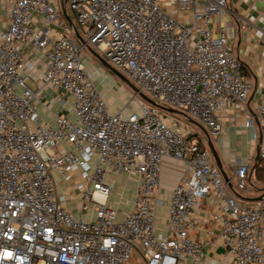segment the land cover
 I'll list each match as a JSON object with an SVG mask.
<instances>
[{
	"label": "built area",
	"instance_id": "2783aa9c",
	"mask_svg": "<svg viewBox=\"0 0 264 264\" xmlns=\"http://www.w3.org/2000/svg\"><path fill=\"white\" fill-rule=\"evenodd\" d=\"M167 1L6 0L8 24L0 33V264H129L132 255L146 264H264V197L246 202L229 187L231 182L250 190L249 163L236 161L232 178L224 180L202 134L160 114L136 92L134 109L126 104L109 112L80 59L81 48L95 49L140 92L196 117L211 136L222 128L223 111L244 107L246 125L258 123L264 161V98L251 113L252 84L224 27L212 35V18L228 11V0ZM62 2L87 37L78 31L85 41L80 48ZM52 101L70 105L50 123L37 107ZM165 157L184 170L164 201ZM119 176L137 180L132 204L122 213L108 204ZM59 179L69 183L61 193ZM68 189L77 193L71 195L75 211L66 206ZM204 198L213 205L221 262L206 260L210 242L191 235ZM163 206L161 231L156 219Z\"/></svg>",
	"mask_w": 264,
	"mask_h": 264
},
{
	"label": "crops",
	"instance_id": "0c3cea01",
	"mask_svg": "<svg viewBox=\"0 0 264 264\" xmlns=\"http://www.w3.org/2000/svg\"><path fill=\"white\" fill-rule=\"evenodd\" d=\"M164 1L168 2L167 0ZM227 3L228 11L216 14L212 18V35L217 36L220 27H224L228 44L241 63V73L244 77L249 79L252 84L247 98V108L254 114L257 104L264 98V0H228ZM7 24L6 0H0V33ZM87 62H90V60ZM89 70L92 74L94 84L111 111L115 112L123 108L122 95L115 92L113 89L109 91L108 88L101 85L102 79L100 75L96 76V74H98L97 68L90 67ZM52 95L53 93L49 92L48 97ZM68 105L70 104L68 103L67 106ZM67 106L62 108L57 101H52L49 105L46 103H39L37 111L45 121L53 123V114L56 112L64 115L67 114ZM134 108L132 107V109ZM220 116L222 124L221 130L215 136L210 135V140L213 143L221 163V170L219 171L223 178L227 177L230 179L232 178L236 161L241 160L249 163L250 190L242 193L238 192L236 189L235 191L238 199H242L246 202H253L252 199L259 196L264 188V185L261 188L257 187L260 181L253 171L255 166L254 158L260 141L258 123L254 120L253 127L247 126L246 110L244 107L238 105L223 111ZM189 128L197 132L195 129ZM252 131L256 134V140L251 139ZM202 136L206 140L203 132L199 139L202 140ZM183 170L184 168L179 161L170 157H165L163 159L160 173V193L164 201L169 198L171 190L177 183ZM123 178L128 181L127 185H124L125 188L127 187V191L129 185V198H127L126 207L122 211L125 212L130 208L135 197L137 180L136 178L119 176L116 178V184L119 179ZM116 187L117 186H115V189L117 190L118 187ZM121 189L123 191V188ZM116 192H113V194L115 195ZM108 204L114 207L112 203L110 204L108 202ZM212 210L213 205L210 204L209 199H202L196 212L197 229L193 231L191 235L199 240H207L210 242L205 247L206 260L209 259L221 262L223 259L221 257L223 249L220 246L217 226L211 219ZM157 214L156 226L158 229H161V231H164L166 227V207H161L157 211ZM211 248H214L216 251L212 252Z\"/></svg>",
	"mask_w": 264,
	"mask_h": 264
},
{
	"label": "rangeland",
	"instance_id": "374dc122",
	"mask_svg": "<svg viewBox=\"0 0 264 264\" xmlns=\"http://www.w3.org/2000/svg\"><path fill=\"white\" fill-rule=\"evenodd\" d=\"M68 15L70 16L72 22L77 26L78 31L81 33L82 37L86 40V35L85 33L82 31V29L80 28V26L77 24L76 18L74 16V13L72 12V10L69 7L68 2H66L64 4ZM56 28H58L59 30H62V28H60L59 26H56ZM64 34L66 33V36H68L69 38H72V35L66 31H63ZM74 44H76L79 48L82 46V43H80L79 41H75ZM96 52V51H95ZM97 54H99L101 57L102 54L99 52H96ZM79 56L80 59L82 61H84L86 63V65L88 66V68H97L98 69V74H96V76L100 75V78L102 79V86H105L106 88H108L109 91H111V89H113L115 92L119 93L120 95H122L123 98V106H126V104H128V106H126V109H130V108H134L136 107V105L134 104V101L136 100L135 98L131 99V97L135 94L134 89L130 86V82L132 83L131 79L128 77V75H126V73H124L123 71L119 70L118 68H115L125 79L128 80L125 81L124 79H122L121 77L117 76L114 72H112L111 70H109L107 67H105L104 65H102V63H100L95 57L94 55L90 52L89 47L84 46L83 48L80 49L79 51ZM88 60H90V62H87ZM110 64V63H109ZM97 73V71H96ZM28 85L30 87H33L32 83L30 81L27 82ZM133 84V83H132ZM134 85V84H133ZM139 96V95H138ZM140 98V96H139ZM141 99V98H140ZM109 112H112L111 109L107 106ZM160 114L168 116V117H175L176 119H178L179 123L183 126L186 127H191L193 129H195L198 133L202 134L201 129L195 124L196 122L199 123V121L197 120L196 117L193 116H184V115H180L178 113H173V112H168L165 109L160 108L159 109ZM205 141V139H204ZM259 184H257V187H262L264 185L263 180H259ZM70 183H72V181H70ZM128 181L126 179H119L117 181L116 186L118 187V191L116 189H114V193L116 192V194L114 195L112 193V195L109 198V203L112 205L121 213L124 208L126 207V201L127 198H129V185H128V191H127V187L125 188L124 185H127ZM66 185H69V183L67 184L65 181L59 179V186H58V192L61 193L62 189H66ZM116 187V188H117ZM123 188V191L121 188ZM236 187V186H235ZM236 190L238 192H243L241 189L236 187ZM67 193L70 194V197L68 198V201L66 202L67 207L71 210V211H75L78 209V203L75 197H72L71 195L76 194L73 190H67ZM212 252H215L216 250L214 248H211ZM223 258V255L221 256ZM129 264H146L144 262H141L139 259L138 255H132L130 260H129Z\"/></svg>",
	"mask_w": 264,
	"mask_h": 264
},
{
	"label": "water",
	"instance_id": "95a60500",
	"mask_svg": "<svg viewBox=\"0 0 264 264\" xmlns=\"http://www.w3.org/2000/svg\"><path fill=\"white\" fill-rule=\"evenodd\" d=\"M61 12L65 18V20L67 21L68 25L71 27L73 33H74V36L76 38L77 41H79L80 43H84V39L81 37V35L79 34L75 24L72 22L70 16L68 15L67 13V10L64 6V2L61 3ZM89 50L90 52L94 55V57L100 62L102 63V65H104L105 67H107L109 70H111L112 72H114L117 76L121 77L122 79H124L125 81L128 82L127 79H125L113 66H111L103 57H101L99 54H97L91 47H89ZM129 83V82H128ZM130 86L134 89V91L136 93H138V95L140 96V98L142 100H144L145 102L151 104V105H154V106H157L159 108H162V109H165L166 111L168 112H173V113H178L180 115H184V116H188V114H186L185 112H182L180 110H177V109H174V108H167V107H164V106H161L159 105L156 101L152 100L151 98H149L147 95H145L144 93L140 92L131 82L129 83ZM200 129L201 131L203 132L205 138H206V143H207V147L209 148L212 156H213V159H214V162H215V165L217 166V168L219 170H221V163H220V160H219V157L217 155V152L213 146V143L211 142L210 140V134L207 130L206 127H204L202 124L196 122L195 123ZM261 142V136H260V141H259V144ZM259 157V145L257 147V150H256V155H255V158H254V161L255 163L257 162V159ZM254 163V164H255ZM224 180L226 181H229V178L227 177H224ZM229 187L230 189L232 190V192L235 193V190L231 184V182H229ZM264 197V188L262 189V192L259 196H257L256 198L252 199V201H257V200H261L262 198Z\"/></svg>",
	"mask_w": 264,
	"mask_h": 264
},
{
	"label": "trees",
	"instance_id": "16d2710c",
	"mask_svg": "<svg viewBox=\"0 0 264 264\" xmlns=\"http://www.w3.org/2000/svg\"><path fill=\"white\" fill-rule=\"evenodd\" d=\"M93 50L95 51V49H93ZM253 171H254V174L257 177V179L263 180V182H264V161L260 157H258Z\"/></svg>",
	"mask_w": 264,
	"mask_h": 264
}]
</instances>
